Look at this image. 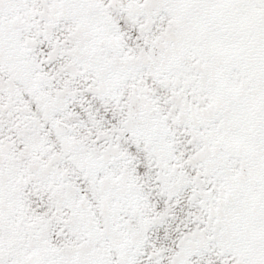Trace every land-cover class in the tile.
<instances>
[{
  "label": "snow or ice",
  "instance_id": "6c2138e0",
  "mask_svg": "<svg viewBox=\"0 0 264 264\" xmlns=\"http://www.w3.org/2000/svg\"><path fill=\"white\" fill-rule=\"evenodd\" d=\"M0 264H264V0H0Z\"/></svg>",
  "mask_w": 264,
  "mask_h": 264
}]
</instances>
